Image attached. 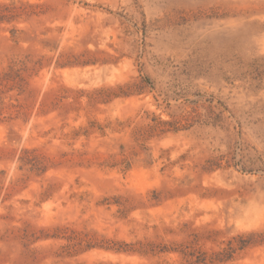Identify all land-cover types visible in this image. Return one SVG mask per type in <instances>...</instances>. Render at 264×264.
Masks as SVG:
<instances>
[{
  "label": "rangeland",
  "instance_id": "374dc122",
  "mask_svg": "<svg viewBox=\"0 0 264 264\" xmlns=\"http://www.w3.org/2000/svg\"><path fill=\"white\" fill-rule=\"evenodd\" d=\"M0 264H264V0H0Z\"/></svg>",
  "mask_w": 264,
  "mask_h": 264
}]
</instances>
